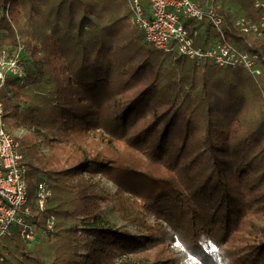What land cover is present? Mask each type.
I'll use <instances>...</instances> for the list:
<instances>
[{"label":"trees","instance_id":"trees-1","mask_svg":"<svg viewBox=\"0 0 264 264\" xmlns=\"http://www.w3.org/2000/svg\"><path fill=\"white\" fill-rule=\"evenodd\" d=\"M224 7L232 11L222 15L223 37L205 19L193 25L197 41L222 38L256 55L259 73L157 50L138 27L140 33L123 35L131 30L126 0H0V46H23V80L6 75L0 85L8 129L31 126L50 135L61 127L73 144H87L82 154L59 160L39 153L27 135L17 137L29 218L43 227L46 215L56 217L36 239L53 249L64 245V233L79 231L85 251L48 261L16 230L1 241L4 264H264V39L233 23L235 14L258 20L261 12L251 0H223L221 13ZM165 79L177 84L164 89ZM193 112L200 116L192 119ZM83 173L110 180L120 198L139 199L165 225L148 226L145 235L102 225L91 209L95 195L74 191L73 178ZM39 179L52 190L44 211L34 206Z\"/></svg>","mask_w":264,"mask_h":264},{"label":"built area","instance_id":"built-area-1","mask_svg":"<svg viewBox=\"0 0 264 264\" xmlns=\"http://www.w3.org/2000/svg\"><path fill=\"white\" fill-rule=\"evenodd\" d=\"M130 9L129 22L143 33L145 41L163 52L176 51L196 63L212 60L219 66H242L250 73H259L255 65L256 55L238 50L229 42L221 40L210 45L197 41L198 22L209 20L220 37H223L221 23L223 14L230 10L224 7L223 0H126ZM260 10L258 20L235 14L233 23L239 31L264 39V0H251ZM23 46H0V85L6 75L23 80L24 69L21 61ZM27 165L19 151L17 137L7 127L5 107L0 99V246L5 237L15 231L26 242L34 241L40 232L52 230L55 216L48 214L43 227L37 226L30 215L29 188L27 185ZM34 206L44 211L52 196L50 184L39 179L34 187ZM0 252V264H4Z\"/></svg>","mask_w":264,"mask_h":264},{"label":"rangeland","instance_id":"rangeland-1","mask_svg":"<svg viewBox=\"0 0 264 264\" xmlns=\"http://www.w3.org/2000/svg\"><path fill=\"white\" fill-rule=\"evenodd\" d=\"M17 9L19 11L17 13V25L20 31L23 33L22 38L24 39V30L26 29L25 9L22 8L19 3L17 5ZM129 28H131V30L122 31L123 35L125 33H129L131 35L133 34V32H135L136 34L140 33L137 30L138 28L131 23L129 25ZM141 43L143 42H138L133 47L136 49V45H142ZM128 45H125L124 49L128 50V47L130 49L131 45ZM139 48L140 49H138L136 57L141 56L143 53V50H141L142 46H139ZM177 57L178 56H173V61ZM134 63L135 61L133 60L128 64V67L131 68ZM162 65L166 69H170V65H172V63L165 60L162 61ZM27 66L28 65H26V67ZM199 74H201L200 71ZM174 84H177V82H174V80L171 79H165L159 85L160 87L165 89V87L168 86L174 87ZM196 86L198 90V96H204V87L202 83H196ZM213 86L214 88L218 87L217 84H213ZM164 93L165 92H161L160 96H164ZM190 115L192 119H195L198 118V115L200 116V113L193 112ZM204 117L205 113H202V118L198 121V134L201 138L204 134V124L206 120V118ZM33 129L34 128H31V126H23L16 128L11 132H13L16 137L27 135L35 143V147L39 153H51L59 160L63 159L65 157V154L68 152L82 154L84 149H87L86 142L81 144H73L69 139V133L61 127L57 128L50 135H44L43 133L37 132ZM93 136L94 134L91 133L86 141H89V139ZM72 183L74 191H76V189H79L95 195L93 199L94 203L92 204L91 209L94 213H97L100 223L104 226H110L113 228H118L119 230L129 231L135 235H145L146 233H148V226L156 225L157 223L165 225V222H163V220L161 219H157L154 214L143 211L140 207L139 199H136L135 197H130L129 200L120 198V196L116 193V186L110 180L104 178L100 174L91 175L88 173H83L81 175L75 176ZM114 199H117V204L114 203ZM82 222L83 220L78 217L76 223L80 224ZM41 238L42 236H39L36 240L27 242V248L31 250L32 254L38 252L48 261H50L51 257L54 256H56L57 258L62 256L68 258L69 255L72 256V252L75 250L79 251L80 253L85 251V238L79 231L76 235L71 230L64 233V245L61 244L60 247H54L53 249L51 242L41 244ZM174 244L177 245V243ZM78 259H80V257Z\"/></svg>","mask_w":264,"mask_h":264}]
</instances>
